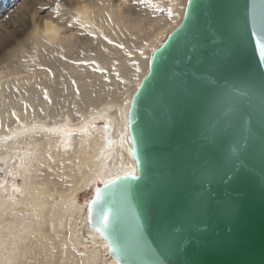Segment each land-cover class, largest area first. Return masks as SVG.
<instances>
[{"label": "water", "instance_id": "water-1", "mask_svg": "<svg viewBox=\"0 0 264 264\" xmlns=\"http://www.w3.org/2000/svg\"><path fill=\"white\" fill-rule=\"evenodd\" d=\"M186 9L131 98L136 173L101 184L90 226L120 264H264V0Z\"/></svg>", "mask_w": 264, "mask_h": 264}, {"label": "bare ground", "instance_id": "bare-ground-1", "mask_svg": "<svg viewBox=\"0 0 264 264\" xmlns=\"http://www.w3.org/2000/svg\"><path fill=\"white\" fill-rule=\"evenodd\" d=\"M14 1L0 0V264H120L90 226L88 202L103 181L136 173L127 121L131 98L154 42L181 22L188 0L169 2L171 18L167 0L168 6L149 0L141 15L126 9L127 0H19L9 12ZM80 27L104 34L95 60L113 69L110 80L122 79L126 89L122 100L116 93L100 103L88 98L74 115L49 103L55 90L50 76L68 79L85 70L59 55H69ZM117 33L133 39L113 47L108 39ZM82 190L90 191L83 204Z\"/></svg>", "mask_w": 264, "mask_h": 264}, {"label": "rangeland", "instance_id": "rangeland-1", "mask_svg": "<svg viewBox=\"0 0 264 264\" xmlns=\"http://www.w3.org/2000/svg\"><path fill=\"white\" fill-rule=\"evenodd\" d=\"M115 1H118V3H120V0H115ZM170 1L171 0H167L169 7H171L169 3ZM19 2H20L19 0L14 1L11 4V7L9 8V12H14L15 6H17ZM126 3H127L126 4L127 8L126 7L124 8L126 9L129 8V10L132 11L134 15L135 14L141 15L145 10L144 8H146V6L149 4V0H145L144 2H140V0H135V2L134 0H127ZM160 3H163L165 6H168L166 1L165 2L160 1ZM142 4H144L143 5L144 7L142 6ZM163 4L160 5L161 8L160 10H164V8L166 9V7L163 6ZM107 24H109V22H107ZM110 27L111 25L109 24L107 29L111 31ZM81 29L83 30L84 28ZM85 30L87 32H85ZM85 30H83L82 32H75V36H77L76 39L77 38L79 39H77L78 43L76 41V45L74 46L73 49H71L70 52L72 53L69 52V55H66L67 52L61 54V51L60 54L59 51L54 53V55L57 54V56L58 54L61 55L60 57H62V59L67 61L69 64L81 65L83 67H86L85 70L71 75L68 79L56 76L55 72L50 76V78H52L51 80L52 84L55 85V90L50 94L51 99L49 103L65 106L66 110L67 108H69L68 110L72 108L71 112L74 113V115H78L80 113L79 111L85 106L86 104L85 100H87L88 98L93 100L94 103H100L103 100L104 101L109 100L110 97L112 96V93H116V97L119 100L120 98L122 100L123 99L122 96H124V91L126 89L124 87L122 79L115 78L114 80H110L111 75H114L112 74L113 69H111L110 67L101 68L99 67L100 64H98L97 60H95V57H97V50H96L97 40L99 38L102 39V36L104 34L98 30L91 32L88 31L87 29ZM64 31L65 29L63 27L59 30V32H64ZM168 34L169 33H167L164 37H161L159 41L156 40L154 42L153 47L157 46L158 48L162 44V42L166 39ZM127 35L128 34L126 33L123 34L117 33L114 35V39H108L109 42L111 41V43H109L107 39L105 40H107L106 42L109 43V45L111 44V46L113 47H120L122 45L121 48H124L126 41L133 39V37ZM120 42H124V44ZM17 60L15 64L17 65L16 69L19 70L22 68L21 67L22 58H18ZM100 68L102 71L98 70ZM89 193L90 191H84V190L81 191L79 199L82 204L89 197Z\"/></svg>", "mask_w": 264, "mask_h": 264}, {"label": "snow or ice", "instance_id": "snow-or-ice-1", "mask_svg": "<svg viewBox=\"0 0 264 264\" xmlns=\"http://www.w3.org/2000/svg\"><path fill=\"white\" fill-rule=\"evenodd\" d=\"M134 2H135V0H134ZM140 2H143V0H140ZM185 11H187V9H185ZM172 14H173L172 9L169 8L168 9L169 18H171ZM47 24H48V21H45V25H47ZM169 35H171V33H169ZM255 36H256V39H255V43H254V51L258 52L260 60H264V11L261 12L259 28L256 31ZM10 39H11V37L6 38V42ZM110 43H111V41H110ZM120 47H122V45ZM152 51L155 52L156 49H153ZM141 54H143L142 51H141ZM98 70H101V69H98ZM137 71H139V68H137ZM137 89H139V85H137ZM45 98H47L46 92H45ZM125 103H129V102L126 100ZM12 115H15V112H13ZM108 139L109 138L106 136L105 141L107 142ZM134 175H135L134 172H127L124 174V177H130V176H134ZM120 179H121L120 176H116L112 180L103 181V183L105 184V190H107L109 185L115 183L116 180H120ZM100 191L101 190L98 188L96 190V195L92 198L91 201L88 202L90 208H91L92 203L100 200ZM97 217H98V220H99V218L102 217L105 222L108 219V212L105 210V206L103 204L99 205V207H98ZM106 226L107 225L105 223V227ZM162 243H164V242L162 241ZM160 264H163V261H161Z\"/></svg>", "mask_w": 264, "mask_h": 264}]
</instances>
